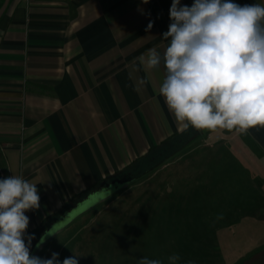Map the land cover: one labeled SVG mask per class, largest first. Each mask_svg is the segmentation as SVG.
<instances>
[{
    "label": "crops",
    "instance_id": "1",
    "mask_svg": "<svg viewBox=\"0 0 264 264\" xmlns=\"http://www.w3.org/2000/svg\"><path fill=\"white\" fill-rule=\"evenodd\" d=\"M171 3L0 0V178L22 175L37 184L40 207L26 212L28 234L174 137L224 142L184 147L176 161L183 180L206 187L196 199L226 201L237 183L242 201L256 193L264 202V127L184 131L159 95L163 65L147 73L139 66L137 57L168 44L162 34ZM244 210L236 225L221 229L240 234V243L222 247L240 252L230 264H264V210Z\"/></svg>",
    "mask_w": 264,
    "mask_h": 264
},
{
    "label": "clouds",
    "instance_id": "2",
    "mask_svg": "<svg viewBox=\"0 0 264 264\" xmlns=\"http://www.w3.org/2000/svg\"><path fill=\"white\" fill-rule=\"evenodd\" d=\"M169 19L163 52L153 47L136 59L146 73L163 65L159 95L183 130L223 128L247 134L264 127V4L194 0L188 6L172 0ZM152 26L149 22L145 31ZM39 207L37 184L22 175L0 178V264H79L75 254L62 262L55 252L50 258L31 254L34 236L27 233L26 212ZM55 234L50 229L45 235ZM180 260L174 253L167 264ZM137 264L165 261L144 256Z\"/></svg>",
    "mask_w": 264,
    "mask_h": 264
},
{
    "label": "rangeland",
    "instance_id": "3",
    "mask_svg": "<svg viewBox=\"0 0 264 264\" xmlns=\"http://www.w3.org/2000/svg\"><path fill=\"white\" fill-rule=\"evenodd\" d=\"M202 130L206 134L212 129ZM193 139L184 140L158 167L126 183L115 182L109 196L108 191L97 192L83 206L85 210L61 220L59 231L47 236L39 247L36 244L31 254L50 258L55 252L61 262L75 254L79 264H137L144 256L162 259L167 264V257L174 253L181 257L179 264L232 263L240 252L222 246L225 241L240 243L241 235L221 234V229L236 225L244 208L253 214L261 213L264 202L256 193L246 195L247 200L242 201L241 186L237 183L228 187L232 197L228 195L226 201L196 199L197 190L206 187L199 188L189 178L183 180L176 161L184 147L224 142L206 135ZM167 162L173 164L162 168ZM221 213L223 219H217Z\"/></svg>",
    "mask_w": 264,
    "mask_h": 264
},
{
    "label": "trees",
    "instance_id": "4",
    "mask_svg": "<svg viewBox=\"0 0 264 264\" xmlns=\"http://www.w3.org/2000/svg\"><path fill=\"white\" fill-rule=\"evenodd\" d=\"M187 138L183 137H174L173 139L168 140L162 147H157L151 154L143 158L142 160L130 165L125 170L119 172L116 174V177L106 180L104 184L95 187L94 189H91L84 194L76 197L71 202L67 203L63 209L57 213L56 215H53L51 217L46 218L42 225L36 229L33 233L34 239L31 242V249L37 244L39 239L44 235V233L47 231V229L60 217H62L66 212L71 210L76 204L83 201L88 195L91 193H94L101 188L105 187L106 185L110 183H126L130 179H135L139 177L141 174L145 173L146 171H149L155 167H158L161 163H163L168 157L171 156L172 151H175V149Z\"/></svg>",
    "mask_w": 264,
    "mask_h": 264
},
{
    "label": "water",
    "instance_id": "5",
    "mask_svg": "<svg viewBox=\"0 0 264 264\" xmlns=\"http://www.w3.org/2000/svg\"><path fill=\"white\" fill-rule=\"evenodd\" d=\"M115 185H116V183H110L108 186H105V187L101 188L100 190H98V191H96V192H94V193H91V194H90L91 196L88 195L83 201H81V202H79L78 204H76V206H74L71 210H69L68 212H66L62 217H60L57 221H55V222H54V223H53V224L47 229V231L44 233L43 236L46 238L47 236H46L45 234H46V233L48 232V230H50V229H52L53 232H57V231H59L60 228L58 227V225L60 224L61 220L67 218L68 216L72 215L73 213L81 212V211L85 210L86 208H84L83 206H84L87 202H89V201L91 200L92 196H95V195L97 194V192H98V194H100V193H104V192L110 190V188L113 187V186H115ZM79 210H81V211H79ZM40 239H41V238H40ZM40 239H39V241L37 242V244H39ZM42 244H43V243H42ZM40 245H41V244H40Z\"/></svg>",
    "mask_w": 264,
    "mask_h": 264
}]
</instances>
